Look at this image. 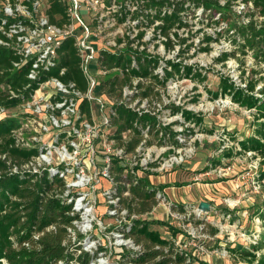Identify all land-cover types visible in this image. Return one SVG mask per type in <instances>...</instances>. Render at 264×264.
I'll return each mask as SVG.
<instances>
[{"label": "trees", "instance_id": "16d2710c", "mask_svg": "<svg viewBox=\"0 0 264 264\" xmlns=\"http://www.w3.org/2000/svg\"><path fill=\"white\" fill-rule=\"evenodd\" d=\"M52 2L50 15L53 21L58 22L55 14L61 11L62 7L57 1L52 0ZM243 2H252L254 9L264 17V0H243ZM150 4L151 7L160 10L164 5L172 6L173 2L151 0ZM193 4L195 8L202 5L205 11L214 9L220 13L219 19L215 20L216 23L225 21L228 25L224 31L220 30L219 35L225 31L232 32L231 35L243 54L252 51L257 63L264 65V19L258 20L254 14H250L248 21L241 19L236 10H231L233 7L230 0L226 4H222L220 0H181L177 1L172 10H168L165 15L162 16L161 12L157 13L156 17L164 21L166 46L172 47L171 33L175 38H179L178 29L188 25L185 11ZM174 28L177 30L173 31ZM215 39L213 35H206L203 40L211 45ZM203 49L207 51L211 48L207 46ZM60 52V66L67 69L66 74L61 78L66 82L74 81L81 90L87 91L89 82L81 67V57L73 39L65 42ZM231 55V52L224 51L216 61L225 62ZM17 59L18 56H15L10 48L0 45V264H3L2 259L8 264H57L63 259L73 260L74 263L83 259L87 263L91 256L89 253L82 258L71 250L69 227L75 216L71 215V205L63 198L65 190L63 179L59 176H51L48 170L41 172L12 170L14 166L28 162L39 153V149H24L17 146L15 130L20 123L13 117L2 114L3 110L19 105L23 101V94L24 97H28L38 87V83L33 82L30 88H25L30 83L27 76L28 68L25 66L15 68L13 62ZM178 59H165L164 75L160 76L155 70L160 66L161 59L154 55L138 54L137 62L133 65L132 59L126 52H101V66L107 69L118 68V71L103 78L98 86L111 101L107 113L109 120L107 135L110 141H114L115 147L124 148L125 153L129 155L136 154L141 145L146 148L171 147L168 152L173 153L175 149L187 147L188 141L194 135L186 128L179 130L176 128L177 125L185 126L190 123L203 126L202 114L181 105L173 103L171 115H181L184 121L170 123L162 119V107L160 109L157 107L159 102L155 100L160 101L162 97L160 92H153L154 85L166 87L171 79L176 78H192L203 83L208 78L204 67L187 64ZM51 73L56 75V72ZM263 79V77L251 78L245 86H242L231 76L221 73L219 89L213 91L208 88V91L213 98L230 96L239 106L256 109L255 133L250 138L241 140L240 144L242 151L255 152L264 157V84L257 90L258 83ZM135 80H139L137 85L134 84ZM144 84L148 86L144 87ZM134 85L137 86V91L133 95L124 97V88ZM10 89L22 95L9 97ZM140 95L144 97L138 98L135 104L136 101L133 100ZM200 96L201 94H197L195 101H198ZM145 100L148 105L142 107L141 104ZM139 102L141 103L138 104ZM82 108L88 115L90 114L87 100L83 101ZM227 151V157L235 156L234 150ZM263 161L264 158L261 164ZM215 163L214 166L222 162ZM109 171L118 188V194L122 197V206L128 208L131 213L144 215L153 211L158 205L156 188L150 183V176L144 174L146 171L143 167L133 166L125 158L113 157ZM260 177L264 178V168H261ZM125 192L129 194L124 195ZM173 209L182 213L192 211L193 215L195 206L176 203ZM154 215L158 217L156 209ZM261 217L264 218V212L261 213ZM200 223H203V220ZM154 224L164 225L165 234H162L159 228L152 229ZM178 231L166 220L161 221L159 218L135 219L128 235L141 244L144 251L133 259L134 264H211L208 261L197 258L192 260L188 257L187 253L171 239V236H175ZM218 231V228H213V234ZM253 245L252 250L239 246V248H230V251L242 261L264 264V240L259 242L257 238ZM157 246L159 248H156Z\"/></svg>", "mask_w": 264, "mask_h": 264}, {"label": "built area", "instance_id": "2783aa9c", "mask_svg": "<svg viewBox=\"0 0 264 264\" xmlns=\"http://www.w3.org/2000/svg\"><path fill=\"white\" fill-rule=\"evenodd\" d=\"M55 1L62 7V10L55 14L58 22L53 21L50 15L52 0H0V45L10 48L14 55L18 56L13 62L15 68H28L30 83L25 88H30L33 82L38 83V87L28 97L23 94V101L16 106L23 109L31 124H38L37 134L32 137L37 143L31 144L18 131H15V138L17 146L39 149V153L28 162L14 166L12 170H48L51 176H59L65 182L63 198L71 205L70 213L75 216L69 227L71 250L82 258H85L87 253L91 256L87 263L83 259L77 263L63 259L57 264H113V255L117 264H134L133 259L143 252L144 248L128 235V231L133 221L143 215L131 213L128 208L122 206V197L118 194V188L109 171L111 160L113 157L125 158L133 166L150 169L154 171L152 173L162 176L175 166L186 162L183 152L191 149V146L175 149L167 155L171 147L146 148L141 145L136 154L129 155L125 153L124 148L115 147L114 141L108 138V107L102 118L96 120L94 116H87L82 103L93 98L94 89L102 93V96L96 93L99 95L98 100L106 97L99 89V83L108 74L118 71V68L107 69L100 65L102 51L126 52L133 65L137 62L138 54L154 55L161 59V64L155 72L160 76L164 75L166 57H163L160 51H155V47L159 50L164 47L166 49L167 35L163 31L164 21L157 18L156 14L161 12L162 16L165 15L168 6L164 5L160 10L153 8L151 0ZM170 1L175 5V0ZM240 7L245 8L247 4L242 2ZM70 39H73L81 57V67L89 82L87 91L81 90L76 82H66L61 78L67 69L60 66V49ZM51 72H56V75ZM40 79L42 81H39ZM138 82L139 80H135L134 84L137 85ZM135 85L124 88V97L137 91ZM8 91L9 97L22 95L12 89ZM145 104L146 101L142 107H145ZM97 137L101 145L103 144L102 150L108 152L101 170L97 169L95 174H89L86 170L88 160L83 161L82 158L87 157L90 162H94L96 150L93 146ZM61 164L63 166H60ZM98 176L101 183L95 187L100 185L99 189L102 188L103 179L109 181L108 187L105 188L109 202L107 213L116 222L110 229L111 239L108 241L93 234L94 221L97 218L95 192L88 194L77 190V187L86 188ZM155 188L159 203L154 210L162 206L167 211L168 224L179 230L171 239L188 257L191 256L190 253L197 255L202 249L199 247L201 235L192 223L203 212L197 208L192 215V211L182 213L174 210L173 205L176 202L168 200L164 189H158L157 186ZM127 194L129 192L124 193ZM154 210L146 213L150 214L149 219L158 218L154 215ZM184 219H191L192 222L186 229ZM162 226L165 232V226ZM257 238V235H254L244 239L255 244ZM221 253L228 255V250L224 249ZM2 261L3 264H8L5 259Z\"/></svg>", "mask_w": 264, "mask_h": 264}, {"label": "rangeland", "instance_id": "374dc122", "mask_svg": "<svg viewBox=\"0 0 264 264\" xmlns=\"http://www.w3.org/2000/svg\"><path fill=\"white\" fill-rule=\"evenodd\" d=\"M177 1L181 0H175V2ZM220 1L222 4H226L229 0ZM230 1L233 7L231 10H236L238 14H240L241 19L248 21L250 19V14H254L258 20L264 19V17L260 16L259 12L254 9L252 2H245L247 7L242 8L240 5L243 0ZM169 9L170 7L168 5V10ZM219 16L220 13L214 9L205 11L202 5L195 8L193 4L192 7L185 11V19L188 25L180 28V30L178 29L180 34L179 38H175L174 34L171 33L173 39L172 47H168L167 45L166 49L164 47V49L161 50H159L157 46L155 47V51H160L161 55L166 57V60L179 58L178 60H183L187 64L204 67V72L208 75L206 81L200 83L192 78L171 79L166 87L154 85L153 92H160L162 99L160 101H155L159 102L157 104L159 109L162 107L163 111L161 112V116L167 123L178 120L184 121L181 115H171V106L173 103L193 110L195 113L202 114L204 117L203 126H195V124L191 125L190 123H187L185 126H176L179 130L186 128L189 132L192 131L194 135L187 143V148L191 146V149L183 152V155L187 159L186 162L175 166L174 169L176 170L186 166L191 160L198 161L203 159L206 160V164L204 163L205 166H208L210 169L209 171L213 169L214 173L210 176L206 173L199 176L200 178L198 179L196 178L198 176H194V178H196L195 181L191 177H187L185 180H182L183 182H179V184L181 186L185 184L194 185L191 187V191H189L186 186L178 187V189H176V195H182L185 200L187 199L185 203L188 206L192 203L194 204L192 206H195V209H197L200 198H206V194L199 185L197 187L195 186L197 184L194 183H201V187H205L206 185H202L203 183H213L217 180H223L221 183L223 186L221 191L218 193L212 191L213 196L212 194L210 195V197L212 196L214 198H212V210L207 213L203 212L202 215L199 216V223H197L198 220H193L192 223L190 221L191 219H184V228L186 229L189 227L190 223H192L193 227L197 228L198 233L201 235L199 247L202 249L199 250L200 252H222V250L227 249V256L230 257L233 264H255L240 260L239 257L231 253L230 248H239L240 246L252 250L254 245L245 240V237L257 235L259 242L264 240V218L261 217V213L264 212V178L262 179V177H260L261 168H264V161L261 164V160L264 157L255 152L249 154V151H242L240 144L241 140L250 138L255 133L257 124L254 114L256 113V109L241 107L233 102L230 96L213 98L208 88L213 91L219 89L221 73L231 76L238 84L245 86L246 82L251 78H264V65L257 63L252 51L249 50L247 54H243L238 48V45H236L234 37L231 35L232 32L227 33L225 31L222 35H219L220 30L224 31V28L228 25V22L225 21L216 23L215 20H218ZM175 30L177 29L174 28L173 31ZM206 35H213L216 38L211 42V45L206 41L204 42L203 39ZM184 39H186V41H182ZM207 46H210L211 49L205 51L203 48ZM224 51L231 52L232 55L225 62H217L216 58ZM181 53L182 55H180ZM263 84L264 79L258 83L257 90L261 88ZM147 86L148 84H144V87ZM158 89H160V91H158ZM97 92L98 89H94L93 98L88 101L90 114L87 116L91 118L97 114L102 116L107 111V107L110 104L108 97H102V100H98L97 98L99 95H96ZM197 94H201V96L198 101H195ZM141 97L144 96H136L133 102ZM154 98L156 97L154 96ZM151 99L152 98H150V100ZM140 103L141 102L138 104ZM143 103L144 101L142 104ZM147 103L146 101L145 106L148 105ZM2 114L11 116L16 122L20 123V126L16 128L15 131L20 132L22 137L26 138L31 144L37 143L32 137L37 134L39 128L38 124H31L24 115L25 112L22 108H10L5 110ZM211 131L213 132L211 133ZM99 141L100 139L97 137L96 143L93 146L96 150L94 162H90L87 157L82 158L83 161L88 160L86 170L89 174H95L97 169L101 170L104 158L108 152L102 150L103 144L101 145ZM229 149H233L235 152L233 158L226 156V152H228L227 150ZM168 153L169 152H167V155ZM215 162L222 163L214 166L213 164H216ZM60 166L63 165L61 164ZM186 170L191 171L188 169ZM145 171L144 174L146 176H150L151 174V177L157 176V174L152 173L154 171L150 169ZM197 172L200 173V171ZM229 181H231L230 184L228 183ZM102 182L103 185L101 189H99L100 185L95 187L97 184L101 183V178L98 176V178L92 180L86 188L77 187V190L88 194L95 192L97 196L95 215L97 218H95L94 221L93 234L99 239L103 237L108 241L111 239L110 229L116 222L114 218L107 213L109 210V202L105 195V188L108 187L109 181L103 179ZM155 185L158 189H163L162 184L160 185L158 181ZM212 188H216L215 185H213ZM197 190L199 191L197 192ZM194 192L199 196L197 199L193 200V198L189 196ZM167 195L169 198L175 200L174 192L171 188L167 190ZM156 213L161 221L166 220L167 211L162 206L156 208ZM149 217L150 214H145L140 218L145 220ZM201 220H203V223H200ZM103 221L105 225H103ZM105 226L108 228L105 229ZM155 228H159L162 234H165L163 232V226L161 227L158 224H154L152 229ZM213 228H218L219 235L221 236L220 239L218 237L212 239L207 237L212 236ZM203 254L205 253H198L197 255L190 253V258L192 260L197 258L204 261ZM112 260L114 262L113 264H117L114 255L112 256Z\"/></svg>", "mask_w": 264, "mask_h": 264}, {"label": "crops", "instance_id": "0c3cea01", "mask_svg": "<svg viewBox=\"0 0 264 264\" xmlns=\"http://www.w3.org/2000/svg\"><path fill=\"white\" fill-rule=\"evenodd\" d=\"M98 93H99V95L102 96V93L100 91H98ZM94 118L96 120H100L102 117L97 114V115L94 116ZM205 162H206V160H203V159H200L198 161L197 160L196 161L195 160H193V161L191 160L190 162H188L190 164L187 163L186 166H183V167H181L179 169H176V170L173 168L172 170L167 171L166 173H164L162 176L157 175L155 177H149V181L154 186H156L155 183L157 181L160 183V185L162 184L163 189H164V192L166 194V197L171 202H176L178 204H186L185 202H186L187 199L185 200L182 195H176L177 194L176 193V189H178V187H184V186H186L188 188V190L191 191V189H192L191 187L194 186V185L185 184V185H182L181 186L179 184V182L180 183L183 182L182 180H185L187 177H191L195 181L196 178L198 179V178H200L199 176L204 175L206 173L209 176L212 175V173H214V170L212 169L213 172L212 171H209L210 169L208 168L207 165L205 166V164H206ZM204 166H205V168H204ZM186 169L191 170V171H187ZM197 171H200V173H198ZM194 176H198V177L194 178ZM222 181L217 180V181H214L213 183H210V182L203 183L202 185H206L205 187H201V183H194V184H197V185H195L197 187L199 185L200 188L206 194V198H200V202L203 201V200H207V201L211 202V204H212V200L214 199L212 197L213 196V194H212L213 192L212 191H214V193H218L219 191H221V188L223 187L222 184H221ZM175 182H177V183H175ZM228 183L230 184L231 181H229ZM213 185H215L216 188H212ZM169 188H171L173 190L174 196H175V200H173V199H171V198L168 197L167 190ZM198 191L199 190H197V192ZM211 194H212V196L210 197ZM178 196H180L183 199H181ZM198 196L199 195H197L194 192L189 197L193 198V200H194V199H197ZM190 205H194V204L190 203ZM211 235L212 236H207V237H209L211 239L214 238V237H218L219 239L221 238V236L219 235V231L217 233H215V234L212 233ZM201 253H205V254H203L204 255V259L206 261L210 262L211 264H233V262H231L230 257H228L227 255H223V253H221V252H215V251H212V252L211 251H206V252L204 251V252H202L201 251L200 254Z\"/></svg>", "mask_w": 264, "mask_h": 264}, {"label": "water", "instance_id": "95a60500", "mask_svg": "<svg viewBox=\"0 0 264 264\" xmlns=\"http://www.w3.org/2000/svg\"><path fill=\"white\" fill-rule=\"evenodd\" d=\"M198 210L201 212H210L212 210V204L209 201H201L198 205Z\"/></svg>", "mask_w": 264, "mask_h": 264}]
</instances>
